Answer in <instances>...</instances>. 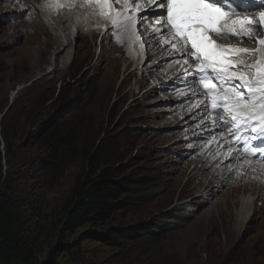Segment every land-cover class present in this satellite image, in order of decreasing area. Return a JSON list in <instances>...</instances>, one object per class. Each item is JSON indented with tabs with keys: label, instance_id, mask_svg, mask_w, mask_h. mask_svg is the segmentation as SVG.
Instances as JSON below:
<instances>
[{
	"label": "rangeland",
	"instance_id": "1",
	"mask_svg": "<svg viewBox=\"0 0 264 264\" xmlns=\"http://www.w3.org/2000/svg\"><path fill=\"white\" fill-rule=\"evenodd\" d=\"M120 3L121 0L115 4ZM37 7L34 0H0V148L5 155L1 128L7 113L8 126L19 127L25 135L15 141L14 156L18 159L11 158V170L15 173L11 180L21 191L18 202L29 233L36 239L39 253L32 264H134L133 260L137 264H264V201L260 199V205L256 201L258 194L253 193L256 202L251 212L239 218L240 203L235 197L237 206L230 209V216H234L229 217L227 189L223 192L228 184L220 185L228 174L226 168L221 177L212 180V170L225 158L222 155L215 161L201 154L212 135L201 137L196 129L198 120L190 122L178 112L184 101L183 91L177 92L173 87L176 79L171 77L176 74L170 71L156 77L155 71H151L146 84L133 93L140 73L146 75L150 70L147 68H152L151 60L145 58L134 75L128 69L131 76L127 83H118L108 91L100 75L104 65L109 67L113 63L114 55L112 48L105 53V31L95 39L91 58L89 40L76 35L65 63L62 64L61 55L51 67L47 61L41 64L36 50L24 48L27 36L23 24L31 30L37 21L47 28ZM119 31L109 29L108 47L120 41ZM40 38L44 41L43 34ZM158 47L156 44L154 49ZM47 55L51 57L50 52ZM56 57L52 55L53 59ZM167 64L165 61L155 69H165ZM48 69L52 72L47 73ZM42 94L48 95L54 111L65 105L66 108L61 107L60 120L67 117L65 122L73 125L76 153L40 152L34 146L30 135L44 127V121L37 127V119L43 120L45 116L33 110L30 123L26 115L34 104L40 103ZM85 96L87 101L82 104ZM99 150L112 153H107L110 163L104 164V168H123L119 180L147 182L141 190L144 192H140L147 203L132 204L121 215L127 225L144 224L150 232H156L157 238H139V242L129 244L132 238L121 236L119 246L106 252L100 241L83 237L97 227L85 226L75 232L64 229L63 221L66 213L71 214L69 202L77 181H85L91 170L89 158ZM25 155L29 158L25 159ZM42 156L52 161L44 168L38 164ZM200 160L207 162L202 164ZM211 162L213 165L208 167ZM203 178L206 183L201 186ZM124 186L129 189L125 196L131 200L133 187ZM195 186L197 190L192 191ZM242 194L241 191L238 195ZM196 222L199 227L192 229ZM231 227L236 229V236L230 232ZM59 241L69 247L70 253H66L65 247L59 248Z\"/></svg>",
	"mask_w": 264,
	"mask_h": 264
},
{
	"label": "bare ground",
	"instance_id": "2",
	"mask_svg": "<svg viewBox=\"0 0 264 264\" xmlns=\"http://www.w3.org/2000/svg\"><path fill=\"white\" fill-rule=\"evenodd\" d=\"M34 1L37 2V12L44 14V11H46L44 0ZM146 2L147 0H135L134 10L137 11L133 12L129 7V5L132 3V0H122L121 4L113 5L114 8H118V12H110L109 16H111V18H109V16L100 15L99 10L96 8L81 9L80 7H74L70 9L57 10L53 14H49V16H47L45 19L46 21L41 17L47 28L43 27L37 21L33 22V25H31V30L26 29V25L23 24V28H25L24 33L27 36V43L24 48L27 51L28 49L36 50L39 53L38 62L43 64L47 61L51 67L54 63H57L58 56L63 55V57H59L62 61V64L68 60L76 35L80 37L83 35L87 40H89L90 50L88 53L91 58L95 49V39L102 31H105L102 33V38L104 39L102 45L105 48L106 54H108V49L112 48L114 60L109 67L106 65L102 67L104 72L100 75V79L102 80L103 87L107 88L109 91L112 86H115L118 83H127L131 76L127 72L128 69H131L130 72L132 75H134L137 71L136 69H139L141 63L145 58H147L151 60L153 65L152 68H147L150 70L146 75H143V72L140 73V76L136 82L137 85L133 90V93H138L141 87L144 86L150 79L148 77L149 72L155 71L156 77H162L170 71L177 72L180 69L178 66V58H180L182 54L180 51L172 54L169 50L161 48L160 46L154 49V46L158 44V40L154 37L147 39V37L143 35L145 28L141 22L146 17L142 16L139 10L140 8H144ZM141 17L144 18L141 19ZM113 19L117 21V25L113 24ZM111 25L113 28L119 27L121 29L119 31L121 33L118 35L120 37V41L115 43L113 46L108 47V31ZM156 28H158L157 20H155L154 25L151 26L153 31ZM41 34L44 35V41H42L40 38ZM78 46L79 48H82L81 43H79ZM117 48L118 50H116ZM25 49L22 50L26 56ZM22 50L20 53H22ZM49 52L51 53V57L47 58V53ZM54 54L57 55L55 59L52 58V55ZM158 58H162V60L157 61ZM260 58L261 57L259 55L258 59ZM165 61H168L167 67L165 69H155L160 65H163ZM49 69L47 73L52 72V70L50 71ZM120 73H123V76H119ZM35 79L38 80L39 78L36 77ZM169 84H172V82ZM192 95L193 94L191 92L188 94H182L183 97L181 99L185 100L183 102L184 106H182L183 103H181V106L178 108V112L186 116L190 122L193 120H198L200 123L198 124V128L202 130L200 133L212 132L215 127L209 128V120L205 117L201 118L200 115L202 114H200L199 110L195 109L191 103L190 108L186 110L185 106H187ZM198 108L201 109V106H198ZM222 121H224V118ZM240 127L244 128L242 125ZM201 137L204 138L206 136L201 135ZM223 140L225 141L223 142ZM256 142L259 144L261 142V138H259ZM226 145L227 141L224 138V133L221 134L219 139L214 135L206 147L202 149L201 154H207V159H213L215 161L222 155L223 158H225V160L218 162V167H215L212 170V180L214 178L221 177V175H223V170L226 168V173L228 174L221 181L223 184L221 183L220 185L223 186L225 183L228 184V187H225L223 191L226 193L227 189L228 193L226 196V200L229 203L227 205V212L230 218L233 217L234 215L230 216V209L236 207V202H239L240 208L238 209L237 214L240 218L242 215L249 214L251 212L253 205L255 204L253 193H257L259 197L264 199V167H261L264 166V162H257L247 158H241L239 156L236 158L237 160H235L233 158V149H228V151L221 152V150L226 147ZM211 156H213V158ZM200 162L205 164L207 160H200ZM212 165L213 163L211 162L208 167ZM250 167L251 169L248 170ZM233 175L235 176L232 177ZM205 183V178H203V181L200 183V185L203 186ZM197 188L198 187L195 186L192 191H196ZM241 191L243 194L239 196L238 194ZM235 197H237L236 202L234 200ZM197 227H199V223L197 222L191 226L192 229ZM194 232L197 233V231ZM230 232H233L234 236H236V229L234 227H231Z\"/></svg>",
	"mask_w": 264,
	"mask_h": 264
},
{
	"label": "trees",
	"instance_id": "3",
	"mask_svg": "<svg viewBox=\"0 0 264 264\" xmlns=\"http://www.w3.org/2000/svg\"><path fill=\"white\" fill-rule=\"evenodd\" d=\"M84 92H86L85 89ZM63 99L65 100V98ZM48 101V95L42 94L40 103L34 104L31 110L28 111L26 119L30 123H33L35 114L33 110L39 111L40 114L45 116L43 120L41 118L37 119V127L43 121L45 123L44 127L40 131L36 130L33 132L30 137L34 140V146H37V150L40 152L49 150L72 155L77 152V148L74 147V136L72 135L73 125L65 122L67 117L60 120V113L63 110L61 107H66L63 104L54 111L55 106L48 103ZM86 101L85 96L81 103L83 104ZM6 119L7 113L2 119L1 128V134L7 150L5 155L0 148V262L23 261L32 264L39 251L36 239L29 233L21 205L18 202L21 191L11 180L15 178V173L11 170V158L16 154L15 141L20 140V137L22 136L23 138L25 135L21 134L19 127L15 129L14 127H9ZM104 150L97 151L93 157L90 156L89 166L91 170L87 172L85 181H77L76 189L69 202L71 214L66 213L63 221L64 229L75 232L85 226L97 227L98 230L88 231L83 237L92 238L93 241H100V243L105 245L104 249L106 252L108 248L112 249L115 246H119L121 242L118 241L121 236L127 235L128 237L126 238H132L129 239V244L139 242V238L141 240L157 238L156 232H150L151 229H147L146 225L140 223L139 226L136 225L137 227H135L134 225H127L128 223L123 221L124 216L121 213L129 210L132 204L147 203L146 197L140 194V192H144L141 190L147 182L132 181L127 178L119 180V172L123 171V168H116L113 165L104 168V164L110 163L107 153L112 154L110 151L106 153ZM27 157L29 158V156H26L25 159ZM13 158L14 160L18 159H15V156ZM38 160L40 161L38 164L43 168L46 167V164L52 162L48 156L39 157ZM7 162L8 166L5 165ZM54 166L56 167V165H52V167ZM124 185L133 187L130 190V194H134L131 200H128L129 197L125 196L129 189ZM118 219L119 222L116 221ZM61 237L62 234H60ZM61 243L63 241H59V246H61L59 248L63 249L65 245ZM65 248H67L66 253H70L69 247L66 246ZM133 262L137 264L136 260H133Z\"/></svg>",
	"mask_w": 264,
	"mask_h": 264
},
{
	"label": "snow or ice",
	"instance_id": "4",
	"mask_svg": "<svg viewBox=\"0 0 264 264\" xmlns=\"http://www.w3.org/2000/svg\"><path fill=\"white\" fill-rule=\"evenodd\" d=\"M74 2L75 0H69L67 3L57 0L55 6L72 7ZM117 2L119 0H79L81 6L96 8L102 16H109L110 12H114L113 5ZM153 3L157 9H162L151 10L152 17L162 18L158 21L160 26L154 31L167 29L166 34L171 35L176 42L172 46L175 48L179 44L177 50L191 59L192 64L196 65L197 73L204 74L200 83L204 85L207 95H212L220 87L216 81L223 80L228 84L227 88H220L222 96L212 95L213 108H222L229 113L234 123L242 124L253 132H256L258 126L257 136L261 138V143L256 147L264 149V47L255 51L228 48L215 44V41L210 39L212 35L221 38L239 35L242 29H237L236 26H250L253 21L226 19L228 11H235L232 8V0H153ZM44 5L46 9L52 6L50 0H44ZM259 20L264 23V13L260 14ZM113 24L117 25L115 19ZM243 35L248 37L250 43H257L248 31H243ZM258 43L264 46V39ZM257 54L261 58L243 68L229 58ZM185 62L187 63V60ZM253 71L255 75L249 79ZM237 80L239 84L234 83Z\"/></svg>",
	"mask_w": 264,
	"mask_h": 264
},
{
	"label": "water",
	"instance_id": "5",
	"mask_svg": "<svg viewBox=\"0 0 264 264\" xmlns=\"http://www.w3.org/2000/svg\"><path fill=\"white\" fill-rule=\"evenodd\" d=\"M35 81V80H34Z\"/></svg>",
	"mask_w": 264,
	"mask_h": 264
}]
</instances>
